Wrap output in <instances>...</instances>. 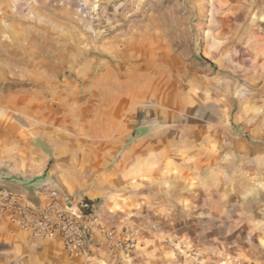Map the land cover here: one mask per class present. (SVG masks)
Wrapping results in <instances>:
<instances>
[{
    "label": "rangeland",
    "instance_id": "rangeland-1",
    "mask_svg": "<svg viewBox=\"0 0 264 264\" xmlns=\"http://www.w3.org/2000/svg\"><path fill=\"white\" fill-rule=\"evenodd\" d=\"M158 98L168 116L149 113ZM127 103L142 110L120 151L173 135L224 164L240 143L264 152V0H0V198L26 203L24 191L40 186L21 176L31 150L50 179L74 172L67 156L101 132L95 113L105 108L108 129ZM263 161L254 160L260 191ZM225 171L229 186L239 169ZM81 172L89 188L95 175ZM255 210L200 224L204 235L186 245L175 240L177 264H264V237H252L264 236V208Z\"/></svg>",
    "mask_w": 264,
    "mask_h": 264
},
{
    "label": "crops",
    "instance_id": "crops-1",
    "mask_svg": "<svg viewBox=\"0 0 264 264\" xmlns=\"http://www.w3.org/2000/svg\"><path fill=\"white\" fill-rule=\"evenodd\" d=\"M104 109L95 113L101 132L91 136L85 150L67 156L74 172L63 171L57 181L50 179L45 172L47 159L40 150H31L21 176L40 186L23 191L26 204L39 209L51 202V190L61 197L56 203L59 208L63 198L84 197L115 240L128 231L133 246L113 251L102 247L90 259L69 258L58 237L33 238L12 222L10 213H4L0 217V264H177L180 257L175 240L186 245L204 235L200 224L206 221L218 222L243 210L246 215L258 214L254 208H264L259 204L264 202V189L254 187V160H262L264 152L258 154L248 144L237 145L239 150L231 157L235 162L225 164L239 171L233 184L227 186L225 181L232 173H222L225 164L221 154L190 147L189 136L144 135L120 151L129 128L113 137L117 119L113 115L107 129L100 116ZM165 114L168 116L167 111ZM262 164L264 174V161ZM89 170L95 176L87 188L78 176ZM252 237L264 236L254 233Z\"/></svg>",
    "mask_w": 264,
    "mask_h": 264
},
{
    "label": "built area",
    "instance_id": "built-area-1",
    "mask_svg": "<svg viewBox=\"0 0 264 264\" xmlns=\"http://www.w3.org/2000/svg\"><path fill=\"white\" fill-rule=\"evenodd\" d=\"M51 202L44 209L29 206L21 197H11L1 193L0 210L9 211L12 222L33 238L45 239L58 237L69 258L90 259L102 247L110 251L118 248L130 249L134 242L128 231L123 232L120 240L105 229L92 205L84 197L63 198V207L57 206L61 198L51 190L48 192Z\"/></svg>",
    "mask_w": 264,
    "mask_h": 264
},
{
    "label": "bare ground",
    "instance_id": "bare-ground-1",
    "mask_svg": "<svg viewBox=\"0 0 264 264\" xmlns=\"http://www.w3.org/2000/svg\"><path fill=\"white\" fill-rule=\"evenodd\" d=\"M165 105L166 104L162 102V99L158 98V108L154 109V110L149 109V113H151V114L153 113L156 115L157 114H160V115L164 114L165 115V112H164ZM127 107H129V103L122 105V107L120 109H118L115 113V118L117 119V128H115V126H113V131H111V135L113 137L123 133V131H124V130H122L123 128L128 129L131 126V124L133 123L135 116L138 115V112L142 110L141 107H136V106L133 107V105H131V103H130V108H127Z\"/></svg>",
    "mask_w": 264,
    "mask_h": 264
}]
</instances>
